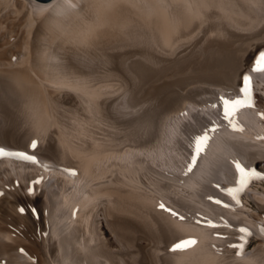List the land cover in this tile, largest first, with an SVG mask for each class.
Returning <instances> with one entry per match:
<instances>
[{"label":"bare ground","instance_id":"obj_1","mask_svg":"<svg viewBox=\"0 0 264 264\" xmlns=\"http://www.w3.org/2000/svg\"><path fill=\"white\" fill-rule=\"evenodd\" d=\"M261 51L264 0H0V264H264ZM232 161L258 174L239 206Z\"/></svg>","mask_w":264,"mask_h":264},{"label":"snow or ice","instance_id":"obj_2","mask_svg":"<svg viewBox=\"0 0 264 264\" xmlns=\"http://www.w3.org/2000/svg\"><path fill=\"white\" fill-rule=\"evenodd\" d=\"M252 73H264V51H261L258 56L255 58L252 67ZM221 101L223 104V119L228 121V125L232 131L242 132L243 128L237 123L236 116L237 113L243 108H254V100L252 94V85H251V77L249 75L243 76L242 87L240 88V96L233 99L223 98L221 97ZM215 107V105H213ZM261 118L264 119V114H261ZM217 131L216 127L206 128L201 134L195 135L191 139V147L192 154L190 157V161L188 162L183 175L188 176L195 167L198 157L207 149L209 142L211 140L210 133H214ZM37 146L36 141H33L31 147L35 149ZM5 153L3 150H0V156H3ZM18 158L23 160H32L33 157L25 155L23 153L16 154ZM236 173L238 174L237 179V187L234 189H229L227 194L231 196L232 200L236 202L237 206H239V193L243 192L248 185L251 183L253 179L258 178V174L253 169H246L239 161H232ZM74 174V173H73ZM216 203H220L216 201ZM227 207V205H225ZM159 208L169 212L170 215L174 218H178L179 220H185L184 216H180L177 212L167 209L163 203L159 204ZM199 223V221H197ZM210 227H216V225L211 224L209 222ZM238 231L242 234L240 237L239 244H231L229 247L236 249V256L242 257L245 252L247 237L251 234L244 228L238 229ZM261 235H264V228L260 229ZM197 241L195 239H185L181 240L178 243H175L169 251L175 252L177 250L184 251L191 247H193Z\"/></svg>","mask_w":264,"mask_h":264},{"label":"rangeland","instance_id":"obj_3","mask_svg":"<svg viewBox=\"0 0 264 264\" xmlns=\"http://www.w3.org/2000/svg\"><path fill=\"white\" fill-rule=\"evenodd\" d=\"M118 80V81H117ZM122 80L121 79H116V80H112L111 81V83H109V82H107V83H105V84H102V85H107L108 84V88H106V89H110L111 91H112V93H113V97L115 98V99H117L118 97H119V95H120V90H122L121 88H123L122 87V82H121ZM106 82V81H105ZM113 82V83H112ZM121 83V84H120ZM109 84H111V85H109ZM114 84H115V86H114ZM120 86H119V85ZM119 86L118 88H120V90L117 88V86ZM104 87H106V86H104ZM116 88V89H115ZM119 90V91H118ZM116 91V92H115ZM112 93H111V95H112ZM110 95V96H111ZM121 132H118V134H117V138H116V142H121V144H123L124 143V146H122V147H128V145H130L129 143H127L126 144V142L127 141H125V140H121V138H122V136H121V134H120ZM120 134V135H119ZM119 135V136H118ZM123 139V138H122ZM149 144V143H148ZM127 145V146H126ZM136 146H138V145H136ZM141 146H142V148H146V146L148 147V145H146V144H142V145H140V148H141ZM149 146H151L150 144H149ZM253 242H250V245L252 244ZM0 260H1V258H0Z\"/></svg>","mask_w":264,"mask_h":264}]
</instances>
